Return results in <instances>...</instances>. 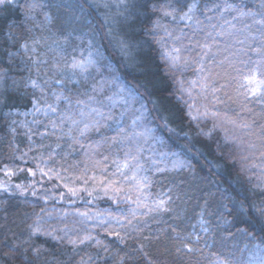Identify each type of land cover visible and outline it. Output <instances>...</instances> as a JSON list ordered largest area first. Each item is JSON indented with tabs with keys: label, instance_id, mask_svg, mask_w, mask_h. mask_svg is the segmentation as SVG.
Here are the masks:
<instances>
[{
	"label": "trees",
	"instance_id": "1",
	"mask_svg": "<svg viewBox=\"0 0 264 264\" xmlns=\"http://www.w3.org/2000/svg\"><path fill=\"white\" fill-rule=\"evenodd\" d=\"M195 2L203 31L192 37L185 22L175 24L163 14L169 9L161 6L170 3L186 11L187 5ZM225 2L241 6L250 14L239 16L235 10L213 8ZM206 7L212 10L205 11ZM122 9L119 15L114 11L115 21L110 25L103 9L89 0H16L0 5V73L4 74V87L0 88V185L7 186L0 187V263L81 264L83 258L88 264H120L124 256V264H149L140 251L139 246L144 244L152 264H264V174L260 168L251 167L264 163V157L259 150L253 155L248 148L250 143H260L257 136L264 126V110L255 101L247 105L251 111L242 110L236 100L237 85L231 79L236 73L225 61L226 57L234 60L233 53H240L239 59L259 58L249 49L264 43V24L259 23L264 20V0H183L181 5L175 0H130ZM225 20L235 28L229 29L231 36H217V45L205 57V73L211 78L209 91L203 93L197 65L174 70L165 59V53L180 44L166 36L164 28L173 37L179 34L176 29L183 28L187 33L183 44L189 45L188 37H192L194 48L196 40L204 42L208 25L219 28ZM41 32L65 37L72 43L88 37L102 55L99 65L88 70L87 80L72 83L71 89L63 91L75 107L64 100L57 105L59 112L74 114L77 120L81 108L85 113L92 109L103 113V118L96 113L85 118V122L94 120L98 124L83 135L68 120L53 130L51 121L57 116L52 113L38 116L35 121L39 123L28 117L20 123L22 113L33 107L34 100L41 103L43 94L60 88L49 80L42 93L29 83L43 82L36 78L34 63L21 45L30 44ZM241 49L248 55L244 56ZM198 55V48L181 53L182 57ZM194 80L196 84L191 83ZM213 87L221 103L213 100ZM77 100L84 101V105H76ZM206 108L219 112V117L201 115ZM225 114L236 124L225 122ZM137 116L141 120L134 126ZM253 121L251 133L239 127ZM83 127L81 123L79 128ZM118 127L145 133L140 143L142 162L148 161L142 175L151 181L144 192L148 204L151 206L161 193H168L165 198L170 199L168 211L138 216L147 222V228L140 234L128 231L123 243L104 228L91 227L93 223L80 224L81 218L75 215L77 211L92 210L119 215L134 207L123 193L118 197L111 191L105 194L101 183L112 180L110 168L122 162L128 150L126 144L112 139H119ZM152 160L159 162L156 167L162 171L149 166ZM175 160L183 161L184 167L173 168ZM5 166L13 173L11 176L6 174ZM41 168L45 172L52 169V178L42 175ZM65 184L78 189L74 198ZM49 214L51 218L47 219ZM38 215L47 219L46 228L57 229L56 235L63 236L59 229L67 226L84 229L95 239L74 248L68 238L56 241L42 234L29 238V225ZM172 227H177L181 235L194 234L185 243L195 251L176 252V247L182 245L172 240ZM112 230L121 231L116 225ZM96 239L101 241L99 246ZM13 245L20 247L13 249ZM36 247L41 248L39 256L32 251Z\"/></svg>",
	"mask_w": 264,
	"mask_h": 264
},
{
	"label": "snow or ice",
	"instance_id": "2",
	"mask_svg": "<svg viewBox=\"0 0 264 264\" xmlns=\"http://www.w3.org/2000/svg\"><path fill=\"white\" fill-rule=\"evenodd\" d=\"M7 2H11V0H7ZM6 3V0H0V5H4ZM176 5H181L183 3V0H175ZM35 5H30L29 7H34ZM162 9H169L164 10L163 14L166 17H171L172 22L179 25L181 22H185V26L188 27L192 31V37H195L198 33V31H203V22L196 17L195 10L197 8L196 3L188 4L186 11H182L181 7L173 6L172 4L162 5ZM213 8H216L220 11H232L235 10L238 12L239 16H245L249 15L250 13H246L242 10L241 6L233 5L229 3H224L221 7L220 5H213ZM212 9H208L206 7L205 11H211ZM182 14L177 17V13L181 12ZM205 19L211 20V17L206 16ZM233 19H237V17H233ZM190 22V23H187ZM259 23L264 24V20H261ZM227 26V27H225ZM155 27H160L159 22L156 23ZM207 27L210 28L209 31H207L203 37L204 42L201 43L199 40L195 41L194 48H198L200 50L201 55L196 56L195 58L191 56L182 57L181 53L183 51H187L191 53L194 51V48L192 45V37H188L189 39V45H184L183 40L187 37V33H185L183 28H178L176 31L179 33L178 35L173 37L172 32H169L167 28H164V33L166 36H168L170 39L174 40V43L180 44V47L173 46L171 48L170 52L165 53V59H167L170 63V66L174 70H183L188 68L190 65H197V73L202 76L201 80V91L203 93H207L209 91V83L210 75L205 73V57L209 56L211 53V50L213 46L217 45V36L222 37H228L232 35V32L229 31V29L235 28V25L232 24L230 21L225 20L223 24H221L218 28L217 25L211 24ZM215 33V34H213ZM261 39L264 40V34H262ZM39 43L38 40L33 41V45ZM242 43V42H241ZM21 48L25 51L28 50L29 44L25 42L21 45ZM35 49L33 48V51ZM249 51H254L258 55V59L256 61H252L249 59H239L240 53H233L232 56L235 58L234 60H229L227 57L225 58V61L228 62V67L232 69L233 72L236 73L235 76L231 77V79L236 83L237 89H236V100L241 103L242 110L251 111V109L247 108V105L253 101H255L256 104L260 105L262 110H264V43L261 44L259 48L256 49H249ZM240 52L244 55H248V51H245L243 49L240 50ZM12 55L11 53L9 54ZM214 59V55H213ZM94 61L91 58V54L89 58L84 61H76L73 60V63L71 65V68L77 69L79 68L81 71H86L87 66ZM35 63V61H34ZM221 65L224 63V61L220 62ZM59 70V66H56ZM3 74H0V78H2ZM29 83L33 88H39L41 92L43 93V86L48 84L49 81L45 80L43 83H39L37 80H30ZM57 84L63 85V81H56ZM191 83L196 84L197 81H192ZM217 92V89L214 87L211 88V93L213 100H215L216 103H221L219 99L215 96V93ZM52 95L55 97L54 103L48 104L45 103L44 109L45 114L52 113L53 115L57 116V119L51 121V127L53 130H55L57 127H62L65 120L70 121V123L74 126H76V129L80 132V135H83L84 132L91 126H95V124H98V121H89L85 122L86 117H90L92 113H96L97 116H100L103 118V113L99 112L98 109H92L91 112L85 113L83 109L79 111L80 119L77 120L74 118V114H70L69 112H59L58 110V103L61 100L66 101L70 106L75 107V105H72V101L69 97L63 96L62 93H56L53 92ZM205 99H208V96L205 95ZM93 98L89 97V100L91 101ZM84 101L77 100L75 102L76 105H84ZM33 107H34V114L39 113L42 111L40 104L38 101H33ZM191 107L193 105H190L189 108L191 110ZM203 116L211 115L213 117H219V112H209V110H206L201 114ZM121 116H123V113H121ZM111 118L110 116L108 117ZM193 119H196V117H193ZM141 120V117L137 116L133 119V125L135 126L138 121ZM223 120L225 122L231 123L233 125L236 124V121L230 120L227 117V114L224 115ZM34 123H39L38 121H34ZM83 123L84 127L83 129L79 128V125ZM119 121H117V125H119ZM254 121L252 123H241L239 125L240 128L247 129L250 133L253 128ZM43 135V134H42ZM68 135H71V129H69ZM145 136V133H138L135 131L127 132L124 128L118 127V137H113L112 139L114 141H117L120 144H126L128 146V150L124 153V160L122 162L117 161V168L116 173H113V175H119L121 179L119 181L116 180H107V181H101L103 184V191L105 194H107L109 191L113 193L114 197L120 196L121 193L124 195V199L130 204L134 205V207H130L127 212H121L119 215H114L111 213V211H108L105 213H95L90 214L88 212H79L77 211L75 215H78L81 219L79 221L80 224H88L89 221H98V223H93L91 227H102L106 232H108L109 235H115L117 239L120 241V243L124 242L125 236H127L128 231H131L133 233L140 234L143 232L144 228H147V222L141 221L137 219L138 216H147L150 213H162L168 211L167 204L170 203V199H166L165 197L168 196V193H161L160 197L156 200L152 201L151 206L148 204L147 196L144 195L145 190L150 186L151 181L148 176L142 175L147 169L144 167L145 163H148V161L142 162V156L141 153L143 152V146L140 143V139ZM75 139V138H73ZM235 139V137H233ZM257 139L260 141L259 145L256 143H250L248 145V148L252 150V154L255 155V152L257 150L260 151L261 157H264V126L261 127L259 131V135L257 136ZM59 147V145H57ZM55 150H53L54 152ZM161 155H164L161 153ZM106 159V158H105ZM247 159V157H245ZM159 162L156 160H152L150 163V167H156V165ZM39 168V165H37ZM173 168H182L184 167L183 161L175 160L172 162ZM251 167L253 168H260L262 170V174H264V163H261L259 165L252 164ZM42 175L48 176L49 179L52 178L50 173H52V169H49L47 172L44 171V169H39ZM6 174L11 176L13 173L10 169L5 166ZM156 171H162L159 167H156ZM28 172L32 175H35L32 169H28ZM130 173V174H127ZM57 177L59 178V173H55ZM91 179L95 180L96 177L93 176ZM87 183V181H85ZM125 185H128L127 188H125ZM0 187H7L6 185H0ZM17 188L20 187V185L16 186ZM64 187L68 188V191L75 196L77 194L78 189L68 187L67 184L64 185ZM87 190V189H85ZM170 191V190H169ZM136 193V198L133 199V194ZM33 195H35V192H33ZM89 195H91V192H89ZM63 198V197H61ZM140 209H146V211L141 212ZM43 212V210H41ZM64 215H67L65 213ZM51 216L49 214L47 219H50ZM47 219L44 216L38 215L36 220L33 224L29 225V238L31 236H35L36 234H42L44 236H50L53 240L56 241H62L65 238H68V243L72 244L74 248L78 245H84L88 241H92L95 239L90 232L84 230V229H73L68 228L65 226L64 228L59 229V231L63 232V236L56 235L57 229L45 227V224L47 223ZM135 221V223H133ZM116 225L121 231L124 232V236L121 235V231H113L112 226ZM172 240L179 242L181 246L176 247V252L180 253L182 251L186 252H193L195 249H193L190 246V243H185V241H190L193 233H189L188 235H181L180 231L177 230V227H172ZM204 231H207V228H204ZM73 234V238L69 237V234ZM145 240H149V237H144ZM156 239H159V234H156ZM195 240L198 242L199 237L196 236ZM96 244L99 246L101 244V241L96 239ZM24 242H21V244ZM13 249H18L20 245H13ZM140 251L144 255L146 259H148L149 264H152L151 259L148 257V253L144 251L145 245L141 244ZM27 251V250H26ZM34 255L39 256L41 254V248L36 247L32 249ZM105 251H107V247H105ZM91 257L88 258L89 261H91ZM125 257H120V264H124ZM55 264V262H54ZM81 264H88V262L84 261L83 258L81 259ZM221 264H228L227 261H222Z\"/></svg>",
	"mask_w": 264,
	"mask_h": 264
},
{
	"label": "rangeland",
	"instance_id": "3",
	"mask_svg": "<svg viewBox=\"0 0 264 264\" xmlns=\"http://www.w3.org/2000/svg\"><path fill=\"white\" fill-rule=\"evenodd\" d=\"M16 0H11L14 3ZM92 4L99 6L103 9L105 19L112 25L115 21L114 19V11L119 15V13H123V6L128 4L130 0H89ZM7 2V0H6ZM196 3V2H195ZM197 5V3H196ZM197 13V8L195 10V14ZM38 40L39 43L33 45V41ZM30 44L29 48L26 51L27 57L34 63V68H36V78L41 80L42 82L45 80H50L51 83H54L56 86L60 87L59 89L55 88V90H51L50 92L43 94L41 96L40 107L42 111L34 114V107H32L29 111L22 113L20 123L25 120V117H28L29 121L34 122L37 120L38 116L43 115L45 113L44 105L45 103H49L50 100L55 97L52 95L53 92L62 93L66 89H71V84H79L83 80H87L88 70L95 69L96 66L99 65L100 60L102 59V55L95 48L93 43L90 41L88 37H82L75 39V42H68L69 40L65 39V37L61 36H52V34H45L41 32L39 35L34 38ZM68 42V43H67ZM33 48L35 49L33 51ZM91 54V58L94 61L93 63L87 66L86 71H81L79 68L73 69L71 65L73 60L76 61H86ZM59 66V70L56 66ZM3 74V73H0ZM47 77H46V75ZM63 81V85L57 84L56 81ZM4 87V74L2 78H0V88ZM54 101L52 103H54ZM117 165H114L113 168L109 170L110 177L112 180L119 181L121 177L117 175H113L116 173ZM130 174V173H127ZM74 198L75 196H71ZM67 204H71L68 200ZM79 212H88L90 214L101 213L95 210L92 211H79ZM79 217L78 215H76ZM80 218V217H79ZM90 223H98V221H89ZM1 264V263H0Z\"/></svg>",
	"mask_w": 264,
	"mask_h": 264
}]
</instances>
